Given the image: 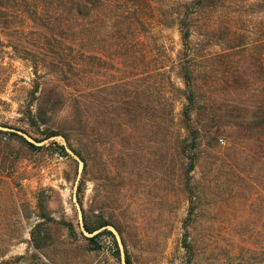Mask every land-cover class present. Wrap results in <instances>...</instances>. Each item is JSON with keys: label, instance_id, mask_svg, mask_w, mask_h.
Wrapping results in <instances>:
<instances>
[{"label": "rangeland", "instance_id": "1", "mask_svg": "<svg viewBox=\"0 0 264 264\" xmlns=\"http://www.w3.org/2000/svg\"><path fill=\"white\" fill-rule=\"evenodd\" d=\"M177 1L191 0H139L148 21L143 39L173 60L182 48L179 32L158 19ZM137 2L116 7L134 14ZM109 26H101L98 42L83 40L79 49L111 45L120 28ZM95 27L81 31L86 36ZM12 34H0V264H264V119L249 132L242 120L264 101L256 78H246L232 100L228 86H239L226 74L216 86L202 83L207 96L193 125L207 129L192 155L194 171L185 176L181 166L188 162L173 140L146 122L143 82L128 93L114 86L137 74L132 60L97 63L89 81L76 70L52 76L41 62L51 50L40 46L45 35L27 32L16 43ZM21 53L39 56L38 65ZM172 82L184 89L176 76ZM86 84L94 94L88 119ZM166 88L175 102L174 134L184 137L185 101ZM50 92L64 93L58 105L42 103ZM243 105L249 113L233 109ZM99 219L109 226L85 231V222Z\"/></svg>", "mask_w": 264, "mask_h": 264}, {"label": "trees", "instance_id": "2", "mask_svg": "<svg viewBox=\"0 0 264 264\" xmlns=\"http://www.w3.org/2000/svg\"><path fill=\"white\" fill-rule=\"evenodd\" d=\"M119 1L123 5L126 2V0H0V34L9 36L11 33L15 34L18 36L15 37L16 43L25 41L24 35L27 32L32 35L37 33L45 35L41 40H45L46 43L41 41L40 46L43 50L48 47L51 50L42 55L41 62L47 64L49 75L52 76L59 73L69 75L73 74L71 71L76 70L84 72L86 80L89 81L88 76L92 77L97 63L101 67L103 62L114 63L117 58L132 60V71L135 67L137 74L130 76L128 73L125 75V77L129 75L125 81L114 86L128 93L133 85L143 82L149 103L146 122L149 127L163 131L166 138L173 140L177 146L175 151L179 159L188 162H183L181 166L185 170V176H188L195 168L192 155L201 146L203 133L207 129L205 126L196 128L193 125V114L201 110L199 106L207 96L206 84L202 83L209 81L212 87L216 86L220 75L226 74L239 86V89L228 86L229 98L232 100L239 90L244 88L242 84L246 78H256L260 84L257 90L258 97H264V0H191L177 1L173 4V9L169 5L163 7L158 24L165 29L177 28L180 35L182 48L175 60L163 47L156 55L149 43L143 39L146 31L142 30L148 25V21L142 14L139 0L134 14H127L124 9L116 7ZM126 5L124 7L127 10L129 5ZM89 25L97 27L85 36V32L81 30ZM109 25L115 29L116 25L120 28L117 35L111 37L113 39L111 45L102 48L97 45L95 50L79 49L78 45L83 43V40L98 42L96 35L101 26L110 30ZM213 47L220 48V53L212 54L210 49ZM65 51L68 52L67 55H63ZM20 56L35 64L37 63L35 59L40 58L27 53H21ZM140 63L143 69L139 68ZM173 76L182 81L183 90L175 88ZM167 85L174 89L175 94H179V99L185 101L182 111L184 137L174 134L175 102L167 98ZM86 87L87 84L83 93L85 118L89 116L94 103L92 102L94 94ZM63 94L50 92L48 100L42 103L47 102V106L48 103L56 106L63 99ZM156 94L161 95L157 103L153 100ZM54 97H57L55 102L52 99ZM126 99L131 101V97ZM209 99L216 102L215 96ZM238 107L234 106L233 109H238L239 113H249V109L244 108V105L245 110ZM128 113L129 111L126 116ZM256 119L258 121L264 119V101L259 104L256 114L250 117L245 114L242 118L246 122L244 128L248 132L251 126L256 125ZM261 126L264 127V120ZM262 134L264 136V131ZM81 187L82 185L79 187L80 194ZM108 226L102 219L93 225L84 223L85 231L90 234ZM103 234L99 233L94 238Z\"/></svg>", "mask_w": 264, "mask_h": 264}]
</instances>
